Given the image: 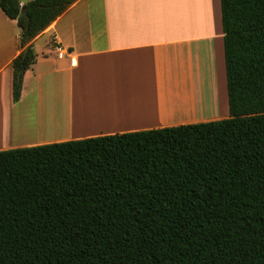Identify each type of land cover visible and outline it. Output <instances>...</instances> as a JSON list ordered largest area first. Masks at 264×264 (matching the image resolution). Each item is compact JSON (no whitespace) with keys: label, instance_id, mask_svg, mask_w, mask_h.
Here are the masks:
<instances>
[{"label":"trees","instance_id":"obj_1","mask_svg":"<svg viewBox=\"0 0 264 264\" xmlns=\"http://www.w3.org/2000/svg\"><path fill=\"white\" fill-rule=\"evenodd\" d=\"M75 1L0 0L14 102ZM220 6L229 117L0 150V264H264V0Z\"/></svg>","mask_w":264,"mask_h":264},{"label":"crops","instance_id":"obj_2","mask_svg":"<svg viewBox=\"0 0 264 264\" xmlns=\"http://www.w3.org/2000/svg\"><path fill=\"white\" fill-rule=\"evenodd\" d=\"M20 34L0 8V150L229 117L220 0H76L34 39L14 102Z\"/></svg>","mask_w":264,"mask_h":264},{"label":"rangeland","instance_id":"obj_3","mask_svg":"<svg viewBox=\"0 0 264 264\" xmlns=\"http://www.w3.org/2000/svg\"><path fill=\"white\" fill-rule=\"evenodd\" d=\"M218 2V0H208V5H209V7H210V3L211 4H214V3H217ZM193 4L195 5V3L193 2ZM205 6H207V3H206V5ZM195 8H196V13H197V15L198 14H200L202 11H204L205 10V13H206V16H208V15H210L211 16V11H213L211 8H204V6H202V5H199L198 3L196 4V6H195ZM4 121H5V123L2 125V127H1V131L3 132L6 128H7V131H8V129H9V127H8V125H7V121L5 120V119H3ZM6 138V137H5ZM2 143V139L0 140V144Z\"/></svg>","mask_w":264,"mask_h":264},{"label":"bare ground","instance_id":"obj_4","mask_svg":"<svg viewBox=\"0 0 264 264\" xmlns=\"http://www.w3.org/2000/svg\"><path fill=\"white\" fill-rule=\"evenodd\" d=\"M183 74V73H182ZM53 116V115H52ZM54 117V116H53ZM50 120V119H49ZM51 121V120H50ZM54 121V119L52 118V122ZM5 123V121L4 120H0V124H4ZM52 124V123H51ZM41 128H42V126H41ZM41 128H39V132H40V130H41ZM33 129V128H32ZM43 130V129H42ZM0 136H1V138H3L2 140H5V139H7L8 138V133L7 132H2V133H0ZM6 137V138H5ZM26 142V141H25Z\"/></svg>","mask_w":264,"mask_h":264},{"label":"water","instance_id":"obj_5","mask_svg":"<svg viewBox=\"0 0 264 264\" xmlns=\"http://www.w3.org/2000/svg\"><path fill=\"white\" fill-rule=\"evenodd\" d=\"M20 17H22V18H24V19H25V21H26V24H28V23H29V21H30V17L28 16V14H27L26 10H23V11L20 13Z\"/></svg>","mask_w":264,"mask_h":264},{"label":"built area","instance_id":"obj_6","mask_svg":"<svg viewBox=\"0 0 264 264\" xmlns=\"http://www.w3.org/2000/svg\"><path fill=\"white\" fill-rule=\"evenodd\" d=\"M57 49L61 52L64 51L62 47H58Z\"/></svg>","mask_w":264,"mask_h":264}]
</instances>
